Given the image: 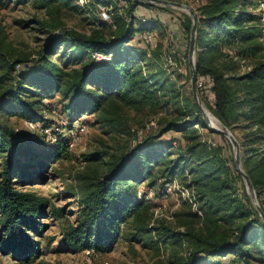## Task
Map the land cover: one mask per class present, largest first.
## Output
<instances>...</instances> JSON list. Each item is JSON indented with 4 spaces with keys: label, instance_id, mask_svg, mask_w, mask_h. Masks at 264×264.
<instances>
[{
    "label": "trees",
    "instance_id": "obj_1",
    "mask_svg": "<svg viewBox=\"0 0 264 264\" xmlns=\"http://www.w3.org/2000/svg\"><path fill=\"white\" fill-rule=\"evenodd\" d=\"M39 1L51 17L43 23L58 34L43 47L33 66L21 69L15 77L16 83L0 92V101H13L4 109L7 114L32 123L45 121L42 100L48 96L40 93L39 89L62 93L68 100L70 117L74 112H88L109 132L129 130L128 110L158 113L174 101L179 112L171 117H162L159 123H164V126L161 124L163 127L158 133H148L130 146V150L126 147L116 153L112 160L105 162L106 166L99 162V156L94 155L91 161L88 160V169L92 161L95 163L92 162L94 166L80 180L83 184V206L77 223L69 224L64 231L65 249L109 253L121 238L124 226L131 224L133 236H139L146 245L157 250L165 238L179 249L186 244L190 254L185 255V250L180 254L178 249L169 264H206L211 258L217 259L215 264H223L225 256H232L228 264H264V219L247 189L240 184L242 176L236 169L234 158L229 160L225 156L224 147L208 146L198 140L194 123L208 126L196 103L182 96L164 67L162 71L152 72L148 66L152 64L150 57L153 54L158 53L165 60L166 50H163L162 42L158 41L153 49L132 44L138 33L164 32L159 18H147L145 21L139 18L140 24L137 25V8L179 10L136 0H96L98 4L112 6L111 22L100 20L98 29L85 33L63 26L58 15L64 7L78 0ZM195 1L198 6L192 8L198 17L197 78H212L215 96L212 112L232 132L242 131V136L236 138L245 151L244 168L264 210L261 190L264 187V157L255 156L256 144L264 141V56H258L263 49L260 41L264 34V16L263 12H252L261 7V0ZM122 2L121 6L119 3ZM181 12V28L188 40L185 57L190 75L188 56L193 20L190 14ZM59 44L63 45L64 52L71 50L75 57L73 68H67L70 59L61 64L51 56L54 46ZM235 48L236 55L228 51ZM97 53L106 58L97 59ZM174 58L180 59L178 54H174ZM250 58H255L254 63L243 69L242 60ZM10 59L0 41V67L7 76L27 60ZM186 110H191L192 116L195 113L193 121L183 120ZM169 131L184 135L190 158H171L176 139H162ZM129 134L130 141H133V133ZM219 135L228 142L222 134ZM33 151L28 136L0 122V154L3 159L0 248L23 264L35 261L43 254L40 240L36 237L43 235L45 224L41 219L48 209L54 217L66 218L64 207H56L49 199L20 190L14 184L18 175L21 182L31 176L32 161L43 156L55 161L62 155H68V143L64 140L55 142L47 154ZM189 163L191 176L188 186L195 189L203 215L188 210L186 215L192 221L183 222L184 231L162 223L150 227L151 205L147 192H141L140 186L145 183L148 188L155 187L152 179L156 168L165 181L173 178L178 170L184 172ZM39 165L43 177L46 164L41 160ZM164 181L158 193L164 190Z\"/></svg>",
    "mask_w": 264,
    "mask_h": 264
},
{
    "label": "rangeland",
    "instance_id": "obj_2",
    "mask_svg": "<svg viewBox=\"0 0 264 264\" xmlns=\"http://www.w3.org/2000/svg\"><path fill=\"white\" fill-rule=\"evenodd\" d=\"M194 1L195 0H187L186 2H190V4H188L190 6H198V3ZM177 2L187 4L184 0H179ZM119 4L122 6L124 3L122 2ZM98 5L96 0H87L84 4H81L79 1H72L71 4L64 7L58 15L63 26L90 33L100 26L99 22L101 21L99 20V16H101V12ZM260 5V8L252 12H263L264 16V8L262 6L264 5V0H261ZM172 8L180 10L178 8ZM148 9L149 8L146 6L137 8V11H135V23L139 25V18L148 16L153 19L159 18L158 20L164 26L162 19L165 20V16L161 14L162 11L156 10L157 12H155V15H151ZM251 10L254 9L251 8ZM183 11L187 12L185 10ZM45 20H51V17L48 15V9L43 8L39 0H0V41L4 44V50L9 54L11 61L20 58L27 59L21 65L16 66L10 76L5 75V70L0 67V92H3V88L15 84V77L18 76L20 70L26 69L25 67L28 65L33 66L38 56L42 53L43 47L47 43L53 41L54 37H57L58 31L51 30L47 24L43 23ZM169 26L170 25H166V31L165 26L162 27L164 29L163 33L160 30L152 32L156 35V40L160 43L162 42L163 50L166 51L170 49V40L168 38V30L170 31ZM260 42H262L263 49L258 54L259 57L264 56V34ZM174 43L179 54L186 59V50L180 49L175 38ZM132 44L149 48L140 40L136 39L133 40ZM236 50L237 48L228 51L236 55ZM51 56L61 64L67 63L66 60L70 59L71 61L70 63L68 62L69 65H67L68 69L73 68L75 65V57L72 55L71 50L68 49L64 52L63 45L61 44L54 46ZM152 57H150V59H152L150 60L152 64L148 65L150 69H152V72H154V70L162 71L164 67L167 70L165 72L170 74L171 79L174 81L175 86L179 88L182 96L195 103L191 86V74L188 75L187 59L185 61L183 58L180 62V59L178 61L174 58L173 62H169L166 59L163 60L158 53L153 54ZM254 59L255 58H250L246 61L242 60L243 69H246L247 65H252ZM204 84L205 87H200L198 85V89L200 98L206 107V115L207 112L211 113L214 117V122L210 120L211 123L222 127L211 110V106L214 105L215 101V96L212 91V82H209L207 78ZM39 92L48 96L47 99L42 100L45 108L43 111L45 121L40 120L32 123L17 116H10L4 109L11 105L13 102L12 99L0 101V122L15 129L19 134L28 136L31 140V147L34 149V153L40 155L47 154L48 150L53 148L55 142L59 140L66 141L69 146L68 155H62L55 161L47 159L44 156L38 159V161H32V167L30 168L31 176L25 181L21 182L22 178L20 175L15 178L16 181L14 185L18 189L33 192L38 196L49 199L54 206L64 207L66 214L65 219H59L54 217L50 209H48L47 213L41 219L45 224L43 235L36 237L40 240L43 254L29 264H169L174 251H177L179 246L173 244L169 238L165 237H163L165 239L160 243L158 250L155 247L146 245L139 236H133V231L130 228L131 224L124 226L121 238L114 250L109 253H96L91 251V253L87 255L85 250L79 252L67 250L65 249L63 238L64 231L68 225L76 224L80 219L83 206L81 204L83 184L80 180L86 171L90 172L92 166H94L93 163H95V161H92L93 163L91 162V165H89L91 168L88 169V160L91 161L93 156L96 155L99 156V162H102L103 165L106 166L105 162L112 160L113 155L116 153L119 154L126 147L130 150V146H134L133 141H130L131 136H129V133H133L132 137L136 138L135 135L137 131L142 128L145 129L147 124L151 121L156 122L157 126L148 130L146 134L151 132L155 134L158 133L164 126V123H161L163 126L159 123L163 120L162 117H171L173 114L179 113L177 112V105L174 104V101L170 102L158 113H148V111H146V113H148L146 114L128 110L127 118L130 128L126 132L121 133L107 131V127H104L95 119L93 114H89L88 112L84 114L82 112H74L72 117H70L68 115L70 112L67 110L68 100L62 93L48 92L42 89H39ZM193 116H195L194 112ZM193 116L190 110L182 117L184 121H193ZM224 127L227 128L226 126ZM193 128L197 130L198 140L208 146L220 145L224 147L225 156L229 160L235 158L234 146L229 138L223 135L228 140V142L225 141L218 132H215L209 126L203 127L202 124L194 123ZM232 133L235 136H242V131L239 129ZM172 138H175L176 141L174 142L175 147L171 150L173 152L171 158H176V156H184L186 159L190 158L191 155L185 147L186 138L184 135H181L177 131H169L162 136V139L166 141ZM240 148L241 165L246 172L243 163L245 151L241 145ZM255 148V156L261 155L264 157V141L257 143ZM41 160L46 164L44 168L45 171L42 175L43 177H41L42 173H40L41 169L39 165ZM2 163V154H0V175L3 167ZM190 165L189 163V167H186L184 172L178 170L176 175L173 176V178L177 179L180 186L189 187L188 183L191 176ZM185 177L186 181L184 180ZM153 180H155V182H153ZM163 181L164 178L161 172L156 168L154 179H152L155 187L148 188L145 183L140 186L141 192H147L148 203L151 205L150 210L152 218L149 225L150 227L159 226L162 223L172 227L174 230L184 231L186 227L183 225V222L192 221V219L186 215L187 211H194V207L183 198L177 188L172 193L162 194L163 192L161 193V190L158 193L157 190L162 189L161 184ZM240 184L247 189L243 177ZM190 187V189L194 190L198 201V195L195 189L193 186ZM243 187H241V190H243ZM261 190L264 205V187L261 188ZM182 212L184 213L181 215ZM179 250L180 254H183L185 249L181 247ZM231 257L232 256H229L226 260L222 259L223 264H228L227 261L230 260ZM216 262V258H211L207 259L206 264H215ZM0 264L23 263L15 259L12 254L3 252L0 248Z\"/></svg>",
    "mask_w": 264,
    "mask_h": 264
},
{
    "label": "water",
    "instance_id": "obj_3",
    "mask_svg": "<svg viewBox=\"0 0 264 264\" xmlns=\"http://www.w3.org/2000/svg\"><path fill=\"white\" fill-rule=\"evenodd\" d=\"M136 1L150 2L153 4H157V5L178 8V9L187 11V13L192 16L193 26L191 29L190 43H189V67H190V74H191V86H192V92H193V96L195 99V103L197 105V108H198L200 114L202 115V117L204 118V120L206 121L208 126L212 130H214L215 132H218V133L226 136L232 142V144L234 146V152H235L234 161H235L236 169L244 178V181H245V184L247 187V191L251 195L252 200H253L256 208L258 209L262 218L264 219V210L260 206V203L258 201L256 190L253 186L252 180H251L250 176L244 171V169L242 168V165H241V148H240L239 141L237 140L236 136L229 129L224 127V125L220 122V120L218 118H216V119L218 120L219 124L222 127L214 125L211 123L210 119L208 118V116L206 115V112H205L206 107L204 106V104L200 98L198 84H197V71H196V61H195L196 34H197V27H198V17H197L196 12L192 8V6L185 4V3H182V2H177V1H172V0H136Z\"/></svg>",
    "mask_w": 264,
    "mask_h": 264
},
{
    "label": "built area",
    "instance_id": "obj_4",
    "mask_svg": "<svg viewBox=\"0 0 264 264\" xmlns=\"http://www.w3.org/2000/svg\"><path fill=\"white\" fill-rule=\"evenodd\" d=\"M81 4H84L87 2V0H78ZM175 1H179V0H175ZM100 7V14L101 16H99V20L101 21H109L111 22V18H112V15H113V12L111 11L112 10V6H106V5H103V4H99L98 5ZM263 8H264V5H262ZM149 14L151 15H155V11L154 10H150L149 11ZM147 18H150L148 16H144L142 17L141 19L142 20H147ZM156 35L153 34L152 32H144V33H138L135 37L136 40H140L142 43H144L145 45H147V47H149V49H153V48H156L157 47V44H158V41L156 40ZM168 38L170 40V49L165 51L164 53V57L166 60H168L169 62H173L174 61V54H178V56L180 57L181 55L179 54V52L177 51V49L175 48V43H174V38H176V31L174 29H171L170 28V31L168 30ZM134 39V40H135ZM95 57L97 59H105L106 56H104L103 54L101 53H97L95 54ZM184 57L181 56L180 59L182 60ZM183 60L186 61V59L184 58ZM208 78V81L209 82H212L213 83V80L212 78H210L209 76H201L198 78V85L200 87L204 86L205 87V84H204V81L205 79ZM157 126L156 122L154 121H151L149 124H147L146 128H142V129H139L137 131V134H136V138L133 139V143L134 145L139 142L141 139H142V136H144L148 130L152 129V128H155ZM139 138V139H137ZM141 138V139H140ZM177 182V179L175 178H168L164 181V190L162 191L164 194H168V193H172L175 191V189H179L181 195L183 196V198L190 202L193 207H194V211L197 212L200 216L203 215L201 209L199 208V205H198V201H197V198H196V195H195V192L194 190L190 189L189 187H185V186H180V184ZM141 193V192H140ZM153 225V223H152ZM185 247V252L184 254L185 255H189L190 254V251L188 250V248L186 247V244H184ZM87 255H89L91 253V250H85ZM229 256H225L223 257V260L225 259H228ZM229 261V260H228ZM227 261V263H228Z\"/></svg>",
    "mask_w": 264,
    "mask_h": 264
},
{
    "label": "crops",
    "instance_id": "obj_5",
    "mask_svg": "<svg viewBox=\"0 0 264 264\" xmlns=\"http://www.w3.org/2000/svg\"><path fill=\"white\" fill-rule=\"evenodd\" d=\"M140 8H142V7H140ZM148 10L150 11V10H154V9L149 8ZM154 11L157 12L156 10H154ZM181 11H183V10L180 9L179 11H162L161 14L165 16L164 17L165 20L162 19V22L164 23L165 29L167 30L166 25H170L169 27L171 29H175L176 35H177L175 38L176 43L178 42V46L180 47V49L182 48L185 51L187 49L188 40H187L186 32L181 28V20L183 17V14Z\"/></svg>",
    "mask_w": 264,
    "mask_h": 264
},
{
    "label": "bare ground",
    "instance_id": "obj_6",
    "mask_svg": "<svg viewBox=\"0 0 264 264\" xmlns=\"http://www.w3.org/2000/svg\"><path fill=\"white\" fill-rule=\"evenodd\" d=\"M207 116H208V118H209L212 122H214V121H213V120H214V117L212 116L211 113L207 112Z\"/></svg>",
    "mask_w": 264,
    "mask_h": 264
}]
</instances>
